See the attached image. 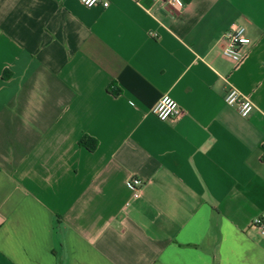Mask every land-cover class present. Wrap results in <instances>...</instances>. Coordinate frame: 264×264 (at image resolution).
Masks as SVG:
<instances>
[{"label": "crops", "instance_id": "0c3cea01", "mask_svg": "<svg viewBox=\"0 0 264 264\" xmlns=\"http://www.w3.org/2000/svg\"><path fill=\"white\" fill-rule=\"evenodd\" d=\"M108 1L0 0V264H264V0Z\"/></svg>", "mask_w": 264, "mask_h": 264}, {"label": "built area", "instance_id": "2783aa9c", "mask_svg": "<svg viewBox=\"0 0 264 264\" xmlns=\"http://www.w3.org/2000/svg\"><path fill=\"white\" fill-rule=\"evenodd\" d=\"M88 8L101 6L104 9L109 8L110 2L108 0H78ZM163 4L174 6L177 0H158ZM246 29L243 25H234L230 30L226 31L221 38L223 45L222 52L224 56L232 59L236 64H241L246 56L247 50L251 46V40L245 34ZM228 106L236 108L239 115L243 118H248L254 111V104L250 98L235 88H229L224 98ZM152 114L160 121L165 122L169 120L178 119L182 114V108L171 97L164 96L152 108ZM129 186L133 189L132 198L139 199L141 196L144 183L138 178H131ZM130 206V202L126 203V207ZM261 236H264V215L256 217L252 223Z\"/></svg>", "mask_w": 264, "mask_h": 264}, {"label": "trees", "instance_id": "16d2710c", "mask_svg": "<svg viewBox=\"0 0 264 264\" xmlns=\"http://www.w3.org/2000/svg\"><path fill=\"white\" fill-rule=\"evenodd\" d=\"M79 144H80V146L85 147L86 149H88L91 152L95 151L97 148L96 140H94L93 138H90L88 136H84L80 140Z\"/></svg>", "mask_w": 264, "mask_h": 264}]
</instances>
